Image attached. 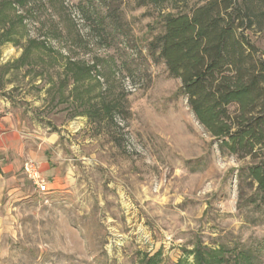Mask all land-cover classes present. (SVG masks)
Listing matches in <instances>:
<instances>
[{
	"label": "rangeland",
	"instance_id": "1",
	"mask_svg": "<svg viewBox=\"0 0 264 264\" xmlns=\"http://www.w3.org/2000/svg\"><path fill=\"white\" fill-rule=\"evenodd\" d=\"M202 1L0 0V264H264V215L237 209L248 160L148 49L160 14ZM29 41L47 49L20 61ZM40 146L62 164L46 194L21 170Z\"/></svg>",
	"mask_w": 264,
	"mask_h": 264
},
{
	"label": "trees",
	"instance_id": "2",
	"mask_svg": "<svg viewBox=\"0 0 264 264\" xmlns=\"http://www.w3.org/2000/svg\"><path fill=\"white\" fill-rule=\"evenodd\" d=\"M175 1L137 5L161 11ZM159 16L161 32L149 42L151 56L180 82L175 97L186 100L219 152L248 160L237 173V209L264 215V0H203L187 12ZM36 47L47 49L29 41L20 61ZM73 68L82 70L66 62L73 80L83 79ZM205 257L198 253L194 264H211Z\"/></svg>",
	"mask_w": 264,
	"mask_h": 264
},
{
	"label": "crops",
	"instance_id": "3",
	"mask_svg": "<svg viewBox=\"0 0 264 264\" xmlns=\"http://www.w3.org/2000/svg\"><path fill=\"white\" fill-rule=\"evenodd\" d=\"M21 151L19 152V154ZM55 153L49 148V146H40L37 151L28 153V157L33 160L40 170L41 177L46 181L48 189L49 185L55 184L60 176L62 164H59ZM13 165H5V168H0L3 173L4 169H13ZM23 174V166L21 167ZM25 178V175H24ZM27 180V178H25ZM29 183L30 181L27 180Z\"/></svg>",
	"mask_w": 264,
	"mask_h": 264
},
{
	"label": "built area",
	"instance_id": "4",
	"mask_svg": "<svg viewBox=\"0 0 264 264\" xmlns=\"http://www.w3.org/2000/svg\"><path fill=\"white\" fill-rule=\"evenodd\" d=\"M23 173L31 184L37 189L38 193L46 194L49 192L46 181L41 177L39 166L33 161H27L23 165Z\"/></svg>",
	"mask_w": 264,
	"mask_h": 264
}]
</instances>
